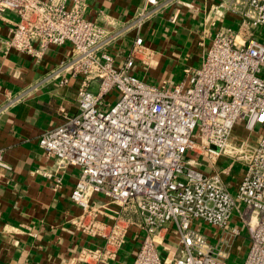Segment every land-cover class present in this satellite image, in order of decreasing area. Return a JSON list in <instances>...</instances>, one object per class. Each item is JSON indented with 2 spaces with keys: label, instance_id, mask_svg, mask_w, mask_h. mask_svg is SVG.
<instances>
[{
  "label": "built area",
  "instance_id": "2783aa9c",
  "mask_svg": "<svg viewBox=\"0 0 264 264\" xmlns=\"http://www.w3.org/2000/svg\"><path fill=\"white\" fill-rule=\"evenodd\" d=\"M86 6L0 0V18L17 17L7 49L38 60L68 44L70 56L49 76L79 79L77 111L38 140L54 188L76 170L71 231L97 241L68 264H107L132 236L131 264H227L243 229V264H264V0H220L214 13L235 20L216 27L184 78L159 83L132 72L149 55L142 37L117 63L107 51L114 35L86 17ZM159 6L144 0L132 24L139 30ZM0 167L10 168L1 150Z\"/></svg>",
  "mask_w": 264,
  "mask_h": 264
},
{
  "label": "crops",
  "instance_id": "0c3cea01",
  "mask_svg": "<svg viewBox=\"0 0 264 264\" xmlns=\"http://www.w3.org/2000/svg\"><path fill=\"white\" fill-rule=\"evenodd\" d=\"M144 0H86V17L113 34L107 51L121 63L136 34L147 56H140L132 72L152 83L185 77V68L197 67L218 25L235 20L214 13L220 0H159L160 6L138 30L132 21ZM175 8L179 14L174 22ZM16 15L0 18V150L10 167H0V264H68L82 246L97 241L79 230L71 231L70 218L80 213L70 200L77 178L64 173L54 188L55 176L43 171L52 161L38 144L39 137L77 111L79 79L64 84L49 75L70 56V46L49 47L38 60L7 49L5 41ZM10 99H17L10 104ZM134 237V236H132ZM126 238L107 264H131L137 241ZM162 248V247H161Z\"/></svg>",
  "mask_w": 264,
  "mask_h": 264
},
{
  "label": "rangeland",
  "instance_id": "374dc122",
  "mask_svg": "<svg viewBox=\"0 0 264 264\" xmlns=\"http://www.w3.org/2000/svg\"><path fill=\"white\" fill-rule=\"evenodd\" d=\"M232 26L234 27L235 25ZM237 243L239 245H237L235 249L231 252L227 260V264H243L245 255L249 249V241L246 230L243 229L241 231V237L239 238Z\"/></svg>",
  "mask_w": 264,
  "mask_h": 264
}]
</instances>
